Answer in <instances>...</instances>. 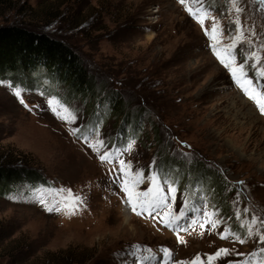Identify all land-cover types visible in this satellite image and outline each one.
<instances>
[{"label": "rangeland", "instance_id": "rangeland-1", "mask_svg": "<svg viewBox=\"0 0 264 264\" xmlns=\"http://www.w3.org/2000/svg\"><path fill=\"white\" fill-rule=\"evenodd\" d=\"M5 1L15 10L0 7V23L23 17L27 25L49 31L56 28L53 22L46 24L56 11L51 8H67L65 14L84 31L78 29L70 41L92 76V87L88 94L62 82L23 87L14 79L0 80V163L28 167L50 181L27 192L0 195V264H137L135 257L121 255L133 245L141 246L143 256H156L146 264L190 262L197 256L207 264V256L222 248L230 254L212 264L242 259L264 264V254L251 256L264 245L241 226L254 213L264 217V114L212 51L215 44L227 56L223 50L233 43L229 32L242 34L243 42L231 50L237 64L244 65L245 75H237L252 79L259 90L264 85L258 75L264 68V3ZM24 6L29 13L16 16ZM206 12L209 18L202 24ZM211 17L223 32L220 38L218 31L216 41L211 31L205 32L211 29ZM252 52L260 57L259 64L244 59ZM31 78L39 77L33 73ZM115 91L120 105H127L124 111L120 105L112 109L108 97ZM240 95L249 100L246 106ZM127 118L135 119L138 128L126 125ZM100 140L105 147L94 149ZM105 152L112 154L111 162L100 160ZM118 159L130 164V171L144 173L139 191L152 187L148 177L154 171L158 180L175 187L173 212L178 213L185 200L196 207L179 221L187 230L177 233L165 227L162 210L149 216L123 207L126 194L114 180ZM162 160L173 163L161 166ZM21 187L30 185L23 182ZM69 189L83 200L75 214L68 215L62 204L63 210L48 211ZM164 191L168 193L166 187ZM206 217L218 219L219 225L213 229ZM201 221L204 228L199 227ZM227 229L245 242L231 235L222 239ZM162 248L170 250V258Z\"/></svg>", "mask_w": 264, "mask_h": 264}, {"label": "trees", "instance_id": "trees-1", "mask_svg": "<svg viewBox=\"0 0 264 264\" xmlns=\"http://www.w3.org/2000/svg\"><path fill=\"white\" fill-rule=\"evenodd\" d=\"M5 6H8L9 11L15 8V6L11 7V5L2 3L0 0V7L4 8ZM57 8L58 6L55 5L54 9L51 8L56 11L54 14L50 12V20L46 22L47 25L50 22L56 24V28L52 31L31 27L23 21V17L20 22L6 21L0 23V80L4 78L6 80L14 79L16 85L23 87H30V83L41 86L44 82L51 84L62 82L68 83L78 93H90L92 76L86 69L76 46L70 41L80 25L72 22L69 16L65 14L67 8H64L63 11ZM14 13L20 17L29 12L24 6L18 8ZM41 21H45V19ZM73 25L75 26L73 27ZM79 30L84 33L83 30ZM33 73H36L39 78H31ZM108 99L113 101L112 109L117 108L122 101L121 98L118 99L117 91ZM120 106L124 111L127 105L122 103ZM125 124L138 128L135 119L129 120L127 118ZM172 163L162 160L161 166ZM23 182L30 187L25 189L21 187ZM38 184L46 185L50 184V181L36 170H31L28 167H8L4 163H0V195L11 192L19 194L22 191L34 190Z\"/></svg>", "mask_w": 264, "mask_h": 264}, {"label": "snow or ice", "instance_id": "snow-or-ice-1", "mask_svg": "<svg viewBox=\"0 0 264 264\" xmlns=\"http://www.w3.org/2000/svg\"><path fill=\"white\" fill-rule=\"evenodd\" d=\"M179 2L183 5L185 4V0H179ZM194 3H197L198 0H193ZM233 3H235V0H233ZM261 3H264V0H261ZM187 7V6H186ZM187 10L191 15L194 17H198L197 12L193 10L192 7H187ZM237 13L241 11L240 8H236ZM208 14L205 13V16L203 19H200V22L203 24L204 19H207ZM212 19V26L211 29L205 28L206 34L211 31L213 33L211 39L216 41L218 40V36L216 35L219 31L220 38H223V32L219 30L218 23L215 21L214 17H211ZM236 25V31H240V20L239 17L235 20ZM228 39L232 40L233 43L229 44L228 47L224 48V53H227V56L222 55L221 51L218 50L217 46L215 44L212 45V51L214 54L220 59L221 63L224 64L226 68H229L231 70L233 78L236 80L238 84H240L241 88L244 90V92L248 95L249 99L253 100L257 107L259 108V111L264 114V85H259V90H257L256 87H253V81L252 79H244V83H241V76H238L237 73H241V75H245L243 73V61H241L239 64L236 62V56L231 51L232 49L236 48L237 42H243V35L240 36L232 35L231 32H229ZM244 59H250L254 60L259 64L260 57L257 56L255 52H252L249 56L244 57ZM258 75L261 79H264V68H259ZM15 95L18 97L21 95L20 91H16ZM21 103H23V100H21ZM27 106V105H25ZM67 111V109H65ZM67 120V117H63ZM74 131H79V129H74ZM85 139H87L85 137ZM94 149L99 150V148L105 147L104 141L100 140L97 142V144L92 145ZM112 154L110 152H105L100 155V160L102 162H111L110 157ZM119 168L116 170V173L114 175V180L119 181L120 187L122 188L123 192L126 194V200L125 202L130 206L132 212L136 213L137 215H143L148 214L149 216H152L153 213L159 214L161 210L164 213V216L161 218V222L165 225V227L171 228L172 230L176 231L177 233L181 230H187L182 227V225L179 223V221L186 216V211L194 212L196 211V207L193 205L189 207L188 201L185 200L182 203V208L178 213L173 212V205L172 201H174L175 196L174 193L176 192V188L172 187L171 185L167 184L166 181L162 182L158 180L157 172H153L148 179L150 180L152 187L149 188L146 191H139L138 186L139 184L144 180V173L140 170H136L134 172L131 170V165L126 164L125 161L118 159ZM240 184H243V181L239 182ZM163 184V186H162ZM168 189V193L166 194L164 191V188ZM65 190H60V192H64ZM67 195L65 199L61 202H59L57 205H54L53 207L47 208L48 211H61L63 209L68 210V215H73L78 210L79 206L83 203V200L78 196H73L71 193V190H66ZM40 202L47 204V201L43 200V198H40ZM63 205V209L60 205ZM244 212L247 213L248 209L245 208ZM212 216H215V213L211 214ZM205 220L208 224L211 225L213 229H215L220 221L213 220L211 217H206ZM242 227H245L246 229V235L249 237L256 236L258 238V243L261 245H264V217H260L258 213H254L251 217L250 222H245L241 225ZM199 227L204 228L205 227V221L199 222ZM256 229L253 231V229ZM222 239H227L229 235L233 236L235 240L239 241L240 243H244L245 240L242 239L240 236L233 233L230 229L225 230L221 234ZM181 243H184L183 240L180 241ZM142 248L140 245H133L128 250H126L125 253L121 255H126L129 258L135 257L137 264H146V262H149L151 260L156 259L155 255L151 256H143L141 255ZM143 251L151 252V249H143ZM161 251L163 252L165 257L170 258L171 252L167 248H162ZM230 254L229 249H218L214 254L207 256V264H212V262L215 259L220 258L222 255L227 256ZM258 254H264V247H260L258 252L251 253L252 257H256ZM237 256L243 257L244 254L236 253ZM125 264H130V261H125ZM176 264H205V261L201 259L200 256H197L194 258L193 261L185 262V261H179L176 262ZM235 264H249V261L247 259H242L240 261H236Z\"/></svg>", "mask_w": 264, "mask_h": 264}, {"label": "bare ground", "instance_id": "bare-ground-1", "mask_svg": "<svg viewBox=\"0 0 264 264\" xmlns=\"http://www.w3.org/2000/svg\"><path fill=\"white\" fill-rule=\"evenodd\" d=\"M242 95V94H241ZM240 95V96H241ZM241 98L243 99V102H244V104L243 105H245L246 103H248V101L246 100V99H244L242 96H241ZM246 106V105H245ZM252 112H254V110H252ZM252 112H250V114L254 117L255 116V113H252ZM239 116V115H238ZM248 118V117H247ZM257 120H258V118H257ZM253 123H254V119H253ZM126 205H127V208L130 210V212H131V208H130V206L128 205V204H125L123 207L124 208H126ZM131 218V217H130Z\"/></svg>", "mask_w": 264, "mask_h": 264}]
</instances>
